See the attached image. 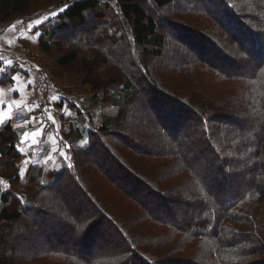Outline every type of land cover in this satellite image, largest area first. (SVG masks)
Segmentation results:
<instances>
[{"label": "trees", "instance_id": "16d2710c", "mask_svg": "<svg viewBox=\"0 0 264 264\" xmlns=\"http://www.w3.org/2000/svg\"><path fill=\"white\" fill-rule=\"evenodd\" d=\"M193 1L0 0L3 23L59 10L37 26V47L54 51L61 66L77 62L80 80L93 90L91 105L112 112L87 128L84 147L72 144L56 159L58 168L31 163L23 177L13 129L0 131V243L14 231L11 244H28L13 262H4L0 249V264H264V0H212V12L205 0ZM149 5L176 7L187 23L208 17L200 27L218 37L195 35L205 46L187 42L183 60L169 63L175 86H156L165 73L152 76L141 61L160 57L168 36L176 39ZM106 15L121 29L117 38L88 34ZM129 50L139 52L138 66L126 59ZM107 63L125 72L102 74ZM182 63L199 84L182 83ZM145 76L156 85L145 86ZM134 108L148 118L130 127ZM72 186L86 203L64 199ZM38 229L45 247L35 248ZM104 230L122 244L107 241Z\"/></svg>", "mask_w": 264, "mask_h": 264}, {"label": "rangeland", "instance_id": "374dc122", "mask_svg": "<svg viewBox=\"0 0 264 264\" xmlns=\"http://www.w3.org/2000/svg\"><path fill=\"white\" fill-rule=\"evenodd\" d=\"M212 0H205L204 2V8L205 10L211 11L212 12V7L214 8V5L211 4ZM189 3V5L194 4L195 2L193 0H177V3ZM174 6V5H173ZM219 7V6H218ZM148 9L150 11V13H152V17L157 21L158 26H162L164 28V30H166L169 34H172V36H176V39H172L171 37H167L165 40V44L166 43H170L171 45H165L164 46V50L163 53L160 57H152V56H143L141 60L142 64L144 66H146L148 68V70H152V76H157L158 74L163 75L165 73L166 77H165V83L160 84L157 81V78H153L155 79V81L157 82V85L154 84V82H152L154 85L156 86H175V82H174V73H172L171 69V65H169V63L172 64L173 61L175 60H183L180 56H182V53H185V51H188L189 48H187V42H192V43H199L200 46H205L204 44H207L206 41H204V39L202 38H198L196 39L197 36L199 37H203V38H208L210 37V40H216L218 37H215V35L211 34V33H207L205 32L203 29H201L200 25H205L206 22L204 21V19L210 20L208 17H203V16H198V15H194L195 17H193L192 22L187 23L184 20L178 19L179 17L183 16V15H178V11L176 10V7H170L168 9H163V8H156L154 6H148ZM59 11V10H57ZM57 11L54 9L52 11H48V10H44L41 9L37 12H34L33 10L28 12L26 14L25 17L21 16V17H16L15 19H20L22 18L23 20H27L30 21L31 23H33V25H35V22L37 20L41 21V22H47L48 19H50L51 17H53ZM185 16L188 18L190 17V15L185 14ZM46 18V19H45ZM117 18L119 19L120 23H123L122 19L117 16ZM13 19V20H15ZM90 20V19H89ZM113 18H109L108 20V15H106V17L100 22L98 23L97 21H94V27L97 28V31H91V27L89 28V32L88 34L92 33L91 35H94L95 33L98 32V34H100L102 31L103 32H107L110 38H114L118 36L119 31H121L120 28H113L112 23H113ZM176 22V24L174 23L173 26H171V23ZM203 21L205 22V24L203 23ZM89 25L92 26L91 23H89ZM127 28V27H126ZM126 28H122V31ZM110 29H114L111 33ZM80 34V33H79ZM175 34V35H174ZM58 36V35H57ZM56 37V35L54 36ZM104 37V36H103ZM101 38V37H100ZM175 38V37H173ZM105 37L102 39L101 41L104 40ZM179 40V43L177 45H172V43H176ZM106 48L111 50V54L114 55H119V52L117 51L116 47H110L111 45H115V43L110 44V42H106ZM119 45V44H118ZM140 51V50H139ZM190 51V50H189ZM55 52H57V49L55 50ZM137 53L139 52H135L132 50H129L128 54H127V58L128 57H132L133 63H135V65L138 66V61H139V55L137 58ZM184 55V54H183ZM55 53L54 51H50L47 54H45L44 56V61H42V67L44 68V70L47 72V74L49 75H56L58 76L62 82L64 83L63 85L66 88V91L68 93H73V97H65L63 95V97L59 98V102L61 104V107L65 104L66 105V109L64 110V113L67 118L70 117V120H64L62 122V129L60 127L61 132H64V135L66 137V145L68 143V150L69 148L72 146V144L74 145L75 148L78 147H84L85 143H86V136H87V128H97L98 125H100L102 123V120L104 119V117H108L110 116L111 118V110L109 108H103L100 105H91V102L89 100L90 95L92 93V89H90V86H87L86 84H83L82 81L80 80V75L77 71L79 70V66L78 63H74V64H70L69 66L65 67V66H61L59 64H57L55 62ZM185 57H192V56H186ZM183 68H182V76H181V81L182 83H185L187 81L190 80H195L197 81V84H199L198 79H200V76L196 73V71L192 68H189V66L185 65L184 63H182ZM126 68V67H125ZM127 68H129V66H127ZM117 71L114 69V66L111 64H105L102 66V74H113V73H118V72H125L124 68L122 66H120L119 68H116ZM133 68L130 69V71ZM140 69H142L143 71V66L140 67ZM164 70H166L167 72H164ZM144 77V76H143ZM142 77V78H143ZM139 79L141 77H138ZM146 79L143 78L144 82H145V86H153V84L150 83V81H148L149 79L145 76ZM163 78V77H162ZM148 79V80H147ZM149 83H148V82ZM121 83V79L118 82V84ZM73 84L72 86H69ZM117 84V86H118ZM160 84V85H159ZM191 84V83H190ZM142 85V84H141ZM181 86V85H180ZM196 86V85H193ZM48 87V86H47ZM63 89V88H62ZM150 91H152V89H149ZM61 92H65V89H63ZM149 99H151V101H159L162 102V100L158 97H156L155 95H153L152 92L148 93ZM131 114L133 116V120H129V126L130 127H134L133 126V122H144L146 121L145 119H143L144 116H147L146 118H148V114L145 112H142L140 110H138V108H134L131 111ZM64 119V117L62 118V120ZM69 124H71L72 128L74 127L75 129H72L69 127ZM127 125V126H128ZM189 129V125L185 124L184 126V130L183 131H187ZM126 130L125 129H120L119 133L121 134H125ZM51 140V144L56 146V144L60 143V140H56V139H51V136L49 138ZM97 150H100L99 148H97ZM34 150H29L28 152H33ZM40 155L38 156L37 160L41 161V163H49L48 165H46L47 168L51 167V168H58V160H56L57 158H65L67 156V150L65 154H61L60 152L58 153H52L51 155H44L42 156V152L40 151L39 153ZM42 157V158H41ZM45 159H44V158ZM44 160V161H43ZM37 161V163H39ZM26 166V164H24ZM22 165L21 169L25 170V166ZM119 177L120 172L118 173ZM24 176V175H23ZM86 178V176H85ZM130 179V178H129ZM127 179V180H129ZM4 182V181H3ZM5 183V182H4ZM67 186H69V184H67ZM69 191L71 192V194H68V196H65V200H70L71 198L75 199V200H79L83 203H86L84 196L81 194L80 191H78L75 187H71L69 189ZM163 196H165V198H167L168 196L165 194H162ZM168 200L170 198H167ZM179 202V201H178ZM181 203V202H180ZM175 204L174 201L171 204V208H173V210L175 212H178V208L182 209L181 204ZM85 211L86 213L89 212L90 208L88 206H85ZM184 210L179 211V213L183 212ZM28 223V222H27ZM11 228H14L13 226ZM38 233L37 235L41 237V230L38 229ZM110 231L108 230H104L103 231V235L102 237H104L107 241H111L114 240L115 242H121L122 241L120 239L117 238V236L110 235ZM16 235V233L14 231H10L8 233H5V235L3 236V240L0 243V249L3 250L2 255H3V261L4 262H13V258L15 257H19L21 255L24 254V252L26 251V247L28 246V244L26 243H10L11 239ZM19 235V234H18ZM34 238V237H33ZM33 238L31 239V242L33 243ZM41 244L35 245V248H37L36 246L41 247H45L46 245L49 244V242H47L44 238L41 237ZM7 243V244H6ZM34 244V243H33ZM32 245V244H31ZM34 248V249H35Z\"/></svg>", "mask_w": 264, "mask_h": 264}, {"label": "crops", "instance_id": "0c3cea01", "mask_svg": "<svg viewBox=\"0 0 264 264\" xmlns=\"http://www.w3.org/2000/svg\"><path fill=\"white\" fill-rule=\"evenodd\" d=\"M38 25L22 18L8 23L0 22V69H3L0 71V117L3 118L0 131L4 126L13 129L15 147L20 153L17 163L20 173L22 165L26 164L25 173L31 163H37L40 151L42 156L58 152L65 154L68 148L66 134L59 130L62 129V122L70 120V117L64 116L66 105L61 107L59 98L63 95L73 97V93L66 91L58 76L47 74L42 67L45 54L37 47ZM36 68L43 70L48 80L44 105L37 102L38 92L34 85ZM62 88L65 92H61ZM53 97L57 99L53 100ZM69 127L72 128L71 124ZM25 133L28 135L25 136ZM50 136L51 139H59L60 143L52 145ZM29 150L34 151L28 152Z\"/></svg>", "mask_w": 264, "mask_h": 264}, {"label": "built area", "instance_id": "2783aa9c", "mask_svg": "<svg viewBox=\"0 0 264 264\" xmlns=\"http://www.w3.org/2000/svg\"><path fill=\"white\" fill-rule=\"evenodd\" d=\"M23 53V51H21ZM34 85L37 89V102L40 105H44L46 101V93L48 80L43 70L36 68L34 69Z\"/></svg>", "mask_w": 264, "mask_h": 264}, {"label": "snow or ice", "instance_id": "6c2138e0", "mask_svg": "<svg viewBox=\"0 0 264 264\" xmlns=\"http://www.w3.org/2000/svg\"><path fill=\"white\" fill-rule=\"evenodd\" d=\"M46 19V18H45ZM36 24H39V23H41V21H39V20H37L36 22H35ZM15 26H13V28H14ZM0 59H2V57H0ZM8 64H11V61H8L7 62ZM0 71H3V69H0ZM13 79H16L15 77H13ZM55 99H57V97H53V100H55ZM51 118V117H50ZM0 123H3V118L2 117H0ZM53 123H55V121L53 120ZM28 134L27 133H25V136H27ZM22 143H23V141H21ZM22 151V150H21ZM62 155H63V153H61ZM71 166V165H70ZM23 175H24V169H21V177H23ZM0 183H2V182H0Z\"/></svg>", "mask_w": 264, "mask_h": 264}]
</instances>
